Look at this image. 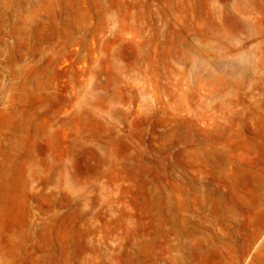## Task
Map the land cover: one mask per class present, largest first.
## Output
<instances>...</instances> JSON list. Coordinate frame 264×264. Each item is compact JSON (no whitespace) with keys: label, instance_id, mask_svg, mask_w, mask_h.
Listing matches in <instances>:
<instances>
[{"label":"rangeland","instance_id":"obj_1","mask_svg":"<svg viewBox=\"0 0 264 264\" xmlns=\"http://www.w3.org/2000/svg\"><path fill=\"white\" fill-rule=\"evenodd\" d=\"M0 264H264V0H0Z\"/></svg>","mask_w":264,"mask_h":264},{"label":"bare ground","instance_id":"obj_2","mask_svg":"<svg viewBox=\"0 0 264 264\" xmlns=\"http://www.w3.org/2000/svg\"><path fill=\"white\" fill-rule=\"evenodd\" d=\"M231 156V155H230ZM231 175H233V174H231ZM245 179V178H244ZM241 181H243V179L241 180ZM246 182V181H245ZM213 185V184H212ZM240 186V185H239ZM241 186H243V185H241ZM245 187V186H244ZM212 189H213V191H216L217 189H216V186L215 185H213V187H212ZM246 190H247V187H246ZM252 191H254V190H252ZM243 195H245L244 193H243ZM215 196V195H214ZM219 197V196H218ZM215 198V197H214ZM217 199V198H216ZM219 200V199H218ZM221 200V199H220Z\"/></svg>","mask_w":264,"mask_h":264}]
</instances>
